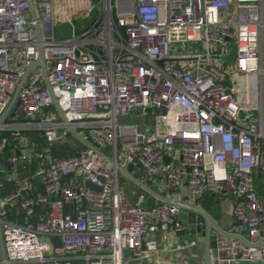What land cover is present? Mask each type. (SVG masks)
Listing matches in <instances>:
<instances>
[{"label": "built area", "instance_id": "2783aa9c", "mask_svg": "<svg viewBox=\"0 0 264 264\" xmlns=\"http://www.w3.org/2000/svg\"><path fill=\"white\" fill-rule=\"evenodd\" d=\"M32 1L0 0V264H169L158 236L189 229L131 164L190 206L233 195L212 264H264V0H102L59 38L62 0Z\"/></svg>", "mask_w": 264, "mask_h": 264}, {"label": "water", "instance_id": "95a60500", "mask_svg": "<svg viewBox=\"0 0 264 264\" xmlns=\"http://www.w3.org/2000/svg\"><path fill=\"white\" fill-rule=\"evenodd\" d=\"M26 1L29 2L32 19L37 21V14L35 11L34 2L32 0H26ZM35 30H36V36L38 37V42H39L38 50H37V54L39 56L36 60L30 62L29 65L26 67L23 73V80L26 78L29 69L35 66H40L42 69V72L45 75H47L46 68H45V60H44V55H43V44H42L44 41V37L42 34V27L39 22L36 23ZM46 86L50 89V85L48 82ZM17 90H16V94L18 93ZM16 94H15V97H16ZM53 104H54L55 109L58 110L62 119L65 121L64 113L62 109L59 108L55 97L53 98ZM16 105H18V103ZM136 111L137 112L139 111L140 112H150V109L144 110L143 107L139 106L136 108ZM19 114L22 118L25 116L22 110L19 111ZM72 134L76 136L77 138H80L74 129H72ZM80 140L84 145L91 147V144H89L86 140H83L82 138H80ZM132 169H133V165L131 164L127 167V169H122L120 170V172L123 173L130 180L135 182L140 188L144 189L145 191L152 194L153 196L158 197V198L160 197L161 199L168 201L169 203L179 206L181 210L178 214L179 215L178 217L183 224L187 225V228L189 229L188 233L180 235V238L183 240L189 241V242H195L197 241L198 234H201L205 238L204 264H212V256L216 255V250L211 249V245H210L211 234L212 232H218L220 234L227 236L226 232H224L216 223H214L213 219L211 218V215L208 214V212L205 209L201 207L190 206L189 204H186L181 201H175L169 197H166L164 192L158 193V190L156 188L150 187L142 179H139L136 176H134L131 173ZM228 196L232 198L233 195L229 193ZM203 222L204 224L202 225ZM234 237H237L243 243L247 244V241L243 237L241 236H234ZM0 250H1V256L5 258L6 256H5V251H4V242H3L2 235H1V230H0ZM122 253L124 257L129 255V252L126 249H124Z\"/></svg>", "mask_w": 264, "mask_h": 264}, {"label": "rangeland", "instance_id": "374dc122", "mask_svg": "<svg viewBox=\"0 0 264 264\" xmlns=\"http://www.w3.org/2000/svg\"><path fill=\"white\" fill-rule=\"evenodd\" d=\"M101 4L102 0H62V11L55 15V18H57L55 36L58 38L62 36L69 37L73 28L78 31L82 30V28L91 23L94 18L93 16L100 11ZM69 18L72 19V24L66 20ZM122 120L144 125L145 123L152 124L154 122V116L150 114L146 115L140 111H134ZM206 210L208 214L212 215L213 218L215 217V219L223 216L222 212L228 215L227 213L229 211L225 207L224 209L221 207L218 208L214 205V202H210ZM202 239L203 236L198 234L197 240L200 241L189 243L191 252H188L187 248H185L186 250L184 251L179 249L173 253H181V260L184 261L185 264H204L205 251ZM184 244L186 243L184 242Z\"/></svg>", "mask_w": 264, "mask_h": 264}, {"label": "crops", "instance_id": "0c3cea01", "mask_svg": "<svg viewBox=\"0 0 264 264\" xmlns=\"http://www.w3.org/2000/svg\"><path fill=\"white\" fill-rule=\"evenodd\" d=\"M261 189V186H260ZM210 202H214V205L217 206L218 208L221 207L224 209V207L229 210L228 215H226L224 212H222L223 216H220L219 218L211 215V218L213 219L214 223H216L220 228L225 227L228 219L231 216V208L233 204V197L230 198V196L226 194H221L219 195V198L216 200L208 201L207 204ZM206 204V203H205ZM206 204V205H207ZM206 205L204 206L206 210ZM207 211V210H206ZM208 212V211H207ZM159 238V250L156 254L153 255V257H157L159 260H161L164 263H169V264H185L184 261L181 260V253H173L174 251H177L181 249L182 251L186 250L187 248L188 252L190 251V246H189V241L183 240L180 237H174L171 236V234H161L158 236ZM200 241V240H197ZM203 245L205 244V239H202ZM184 242L186 244H184ZM196 242V241H195ZM178 248V249H177ZM179 252V251H178Z\"/></svg>", "mask_w": 264, "mask_h": 264}, {"label": "trees", "instance_id": "16d2710c", "mask_svg": "<svg viewBox=\"0 0 264 264\" xmlns=\"http://www.w3.org/2000/svg\"><path fill=\"white\" fill-rule=\"evenodd\" d=\"M210 198H213V197L210 195ZM210 201H212V199H210ZM206 204H207V203H206ZM206 204H205V205H206ZM207 205H209V204H207ZM207 205H206V207H207Z\"/></svg>", "mask_w": 264, "mask_h": 264}]
</instances>
